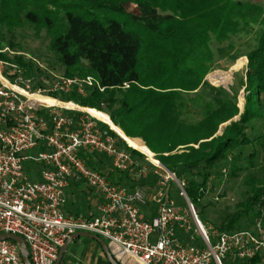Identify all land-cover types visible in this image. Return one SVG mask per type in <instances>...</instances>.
Segmentation results:
<instances>
[{
    "label": "trees",
    "instance_id": "obj_1",
    "mask_svg": "<svg viewBox=\"0 0 264 264\" xmlns=\"http://www.w3.org/2000/svg\"><path fill=\"white\" fill-rule=\"evenodd\" d=\"M206 1L0 0V62L16 66L28 78L44 76L45 71L32 58L26 57L16 40L17 32H21L26 25L42 30L47 37V50L57 58L64 78L91 77L104 89L102 93L94 90L86 98H80L75 93L63 95L60 97L63 102H72L73 106L107 115L112 126L120 129L127 142L102 125L104 130L116 138L120 149L132 158L143 161L141 155L127 146L128 142H137L158 155V162L183 183L186 197L194 209L206 198L210 183L214 186L213 182L222 176L224 170L226 174L223 175L229 181L240 179L242 192L237 211L220 220L214 229L220 233L247 231L251 230L248 225H253L256 218H261L264 225V153H260L264 146V120L258 117L254 105L264 93V34L256 42V54L249 56L254 69L248 73L247 81L250 94L256 96L248 99L239 121L224 128L219 137H215L219 126L235 117L237 109L235 105H230L222 92L203 82L213 64L205 38L202 42L205 56L188 73L187 82L175 81L172 74L167 75L166 67H160L167 61L164 53L166 46L182 37L178 26L182 21L187 23L184 22L186 8L193 4L201 6ZM209 1V5H227L238 11L250 10L256 15L260 11L248 3ZM55 11L61 12L60 19ZM117 17H124L133 26L152 35L154 45H147L154 52L162 50L163 60L152 59V68L154 66L160 81L148 79L147 72L143 70V55L148 46L138 33L127 29ZM230 19L228 16V22L236 27V22ZM261 23L264 28V21ZM204 32L209 33L210 30ZM171 69L176 70L175 64L171 65ZM8 70L4 75L12 80ZM179 93L196 97L206 95L209 98L210 103L200 122L179 119V111L183 109ZM132 139H139L144 144ZM254 142L257 146H253ZM245 147H252L251 153L242 154L241 150ZM173 152L177 154L171 155ZM83 160L89 168L102 173L113 184L123 187L125 182H132L128 191L141 185L128 174H109L111 167L107 169L109 159L105 156L90 154ZM28 168L39 171L37 167ZM71 186L78 191L82 183L72 182ZM249 214H252V219L244 229L240 228V222ZM75 216L79 215L75 213ZM196 216L200 222H205L202 211L200 216ZM261 259L257 257L225 264H257Z\"/></svg>",
    "mask_w": 264,
    "mask_h": 264
},
{
    "label": "built area",
    "instance_id": "obj_2",
    "mask_svg": "<svg viewBox=\"0 0 264 264\" xmlns=\"http://www.w3.org/2000/svg\"><path fill=\"white\" fill-rule=\"evenodd\" d=\"M7 69L12 80L4 75ZM94 90L104 91L91 77L66 79L51 74L28 78L16 66L0 62V234L22 238L30 264H54L62 246L76 233L101 238L121 264H224L264 258L261 218H256L247 231L206 229L188 201L183 183L153 156L150 159L140 154L143 161L136 160L120 149L116 138L98 127L100 124L112 131L103 122L33 98L71 104L60 97L75 93L86 98ZM90 154L109 159V174H128L140 181L151 174L154 186L128 191L113 184L86 165L83 157ZM145 163L151 165L149 169ZM72 182L93 191L98 200L96 215L64 214L66 192ZM171 184L186 203L182 211L171 200ZM150 204L156 208L155 215L141 219L140 210ZM189 220L201 241L199 247L177 237L190 230ZM0 264H23L15 243L0 242Z\"/></svg>",
    "mask_w": 264,
    "mask_h": 264
},
{
    "label": "rangeland",
    "instance_id": "obj_3",
    "mask_svg": "<svg viewBox=\"0 0 264 264\" xmlns=\"http://www.w3.org/2000/svg\"><path fill=\"white\" fill-rule=\"evenodd\" d=\"M223 1L248 3L258 8L260 11L258 15H256L253 12H250V10L238 11L230 8L227 5L217 6L212 4V6L209 5V0L203 3V5L201 6H196L194 4L189 5L186 8V18L184 21L187 23H182V21L178 26V30L182 33V37L173 41L172 45L169 44L166 46L164 53L166 56L165 59L167 61L164 64L160 65L161 68L166 67L165 71H167V75L172 74L176 79L175 81L182 83L187 82L188 80L186 79V76L188 75V73L193 71L197 64V61L201 60L205 56V51L202 46L203 38H205L206 45L208 46L207 48L210 50L213 64L210 68V71L204 77L203 82H205L210 88L222 92V94H224L223 97L228 98L227 100L230 105H235L237 109V115L228 122L219 126L215 137L221 136L224 128L229 127L232 123L238 122L246 104L248 103V99L251 96H256L250 94V85L249 81H247L248 73L251 72L252 69H254L249 61V56H254L256 54V42L264 34V28H262L261 25L262 20L264 21V0ZM48 10L54 11L52 8H49ZM55 14L57 15L58 19H60L61 12L55 11ZM226 14L229 15L226 16ZM251 14H254V16H252ZM228 16L231 18L230 20H232L234 23L236 22V27L232 26L231 23L228 22ZM117 18L124 23L127 29L138 33L145 42V46H148L147 49H145L143 55V70L147 72L148 79L153 78L157 81H160L158 80L159 74L153 69L154 66L152 68V59L154 58L153 60L155 61H157L158 59L163 60V57H161L162 50L159 52H154L151 50L152 48H150L149 45H154L152 35L145 33L139 27L133 26L124 17ZM205 30H210V32L205 33ZM46 38L47 37L42 30L35 29L34 27L28 25H26V27L22 29L21 32H17L16 34V40L21 46L22 50H24L26 57L32 58L35 64L45 71L43 72L44 77L47 78L51 74L57 77H63V71L61 70V68H59L56 62L57 58L55 59L53 54L49 53V51L47 50L48 42ZM173 64H175L176 67L175 71H172L171 69V65ZM224 78H226V80L221 84H218ZM180 94V101H182L181 106L183 107V109L179 111V119L181 121L190 123L200 122L204 117V113L206 112V106H208L210 103L209 98H207L206 95H204L203 97H196L192 94L185 95L183 93H179V95ZM71 104L75 105L74 103ZM254 105L255 110H257L256 114L259 118H262L264 120V93L260 95ZM77 107H79L80 109H84L80 106ZM226 112L231 113V111L229 110H226ZM98 127L104 129V127L100 124H98ZM113 129L115 130L116 128L113 127ZM118 129L117 133L122 136V134L119 132L120 129ZM128 143L131 144V142ZM253 146H257V143L254 142ZM129 148L135 150L132 147ZM196 148L197 147H195V149ZM261 148L262 150L260 151V153L262 152L263 154L264 146ZM136 151L147 152V150L142 146L139 149L136 148ZM251 151L252 147H245L243 150H241L242 154L244 155L251 153ZM136 153L139 154L138 152ZM174 154L177 153L173 152L171 155ZM237 154L238 151L235 152V155ZM151 156H153L154 161L158 162V155L151 153ZM135 159L137 160V158ZM145 165L148 169L151 166L148 163H145ZM110 167L111 166L108 160L107 169L110 170ZM134 181L139 183L141 182L140 186L144 188L153 187L155 183V177L154 182L151 184H149V180L147 179L143 181ZM131 183L125 182L123 188L127 189L131 185ZM240 183V179L229 181L223 174L219 179L213 182L214 186L210 183V185L208 186V193L206 195V198L200 201L198 208H193L195 214H197L198 216H200L201 211L203 212L205 222H199L202 223V225L206 229L209 227L214 228V226L217 225L220 220L237 211L238 205L241 202L240 193L242 192V189L240 187ZM84 187L81 189L82 193L84 194V204L78 203V205H83L84 208H87V198H91V201H96L97 198L93 196L92 190L90 191L89 189ZM169 195L176 208L180 209L181 211L185 209L186 203L178 195L175 184L170 185ZM202 207H204V209H201ZM89 209L91 210V208ZM85 211H87V213H85L86 215L90 212L88 210ZM72 217L76 216L73 215ZM251 219L252 214H249L240 222L239 227L244 229L245 226L248 225L247 222ZM248 226L249 229H252L253 227V225L250 224ZM188 227L190 230H185L184 234H179L177 236L178 239L190 246H201V241L193 232L195 228L191 220H189ZM239 227H237L236 229H240ZM240 231L242 232L243 230ZM190 238H195V241H191ZM91 249L95 253H92ZM98 253L102 257V261L106 264L105 258L103 257L98 246H96L94 243H91V241L89 240L79 239L75 243L70 244L67 252L68 257L65 259L64 264L77 263V261L75 260H71L70 262V255H73L77 258V260L81 259L84 262L88 260H86L88 255L91 256L92 254H94L95 256H98ZM114 255H116L115 252ZM116 257L119 256L116 255ZM257 264H264V258L261 259Z\"/></svg>",
    "mask_w": 264,
    "mask_h": 264
},
{
    "label": "crops",
    "instance_id": "obj_4",
    "mask_svg": "<svg viewBox=\"0 0 264 264\" xmlns=\"http://www.w3.org/2000/svg\"><path fill=\"white\" fill-rule=\"evenodd\" d=\"M79 108V107H77ZM107 125V124H106ZM109 126L112 130H113V126L111 124L107 125ZM116 133V132H115ZM117 134V133H116ZM119 137L120 135L117 134ZM123 137V136H122ZM121 138V137H120ZM125 138V137H124ZM122 139V138H121ZM129 139V138H127ZM132 140H138L140 141L139 139H132ZM124 141V140H123ZM141 142V141H140ZM142 143V142H141ZM139 160V159H138ZM147 180H149V184L153 183L154 182V177L150 174L147 178ZM146 182V181H145ZM148 182V181H147ZM79 185V184H78ZM85 185L82 184L81 186V189L84 187ZM84 188H87L86 186ZM81 189H78V192H76V188L74 186H70L68 187L67 189V192H66V197H67V202H66V205L64 206L63 208V211L65 213V215L67 216H73L76 214H78L79 216H83V217H91V216H94L96 215L97 213V202L98 200L96 201H91V198H87V205L86 207L87 208H84L83 205H78V203L80 204H84V194L82 193V191H80ZM89 189V188H87ZM90 190V189H89ZM91 191V190H90ZM92 193V192H91ZM93 196L96 197L93 193ZM97 198V197H96ZM91 208V210L89 209ZM85 210H88L90 211L87 215L85 213H87V211ZM85 211V212H84ZM155 212H156V208L155 206L153 205H147L145 208H142L140 210V215H141V219L143 220H148L150 219L151 217H153L155 215ZM77 241V240H76ZM76 241H74L73 243H75ZM91 252L92 253H95L92 251L91 249ZM99 254V253H98ZM68 255V254H67ZM68 256H66L67 258ZM97 257V258H95ZM88 259V260H87ZM69 260L71 262V260H75L77 261V263H74V264H105L103 261H102V257L100 256V254L98 256H95L94 254H92L91 256L88 255V257L86 258L87 261H82L81 259L77 260L76 257H74L73 255H70L69 256ZM71 264V263H70Z\"/></svg>",
    "mask_w": 264,
    "mask_h": 264
},
{
    "label": "water",
    "instance_id": "obj_5",
    "mask_svg": "<svg viewBox=\"0 0 264 264\" xmlns=\"http://www.w3.org/2000/svg\"><path fill=\"white\" fill-rule=\"evenodd\" d=\"M79 239H85L95 243L100 249L107 264H121L113 257L107 244L101 238L88 233H76L72 235L60 249L57 260L54 264H64L70 244ZM3 241H11L15 243L19 247L22 263L30 264L28 260L27 246L22 238L9 234H0V242Z\"/></svg>",
    "mask_w": 264,
    "mask_h": 264
},
{
    "label": "bare ground",
    "instance_id": "obj_6",
    "mask_svg": "<svg viewBox=\"0 0 264 264\" xmlns=\"http://www.w3.org/2000/svg\"><path fill=\"white\" fill-rule=\"evenodd\" d=\"M33 98H34V100H36L38 102H42V103H45V104H48V105H51V106H60V107H63V108H69V109H72V110H76V111H80V112L87 113L90 116L96 118L97 120L103 122L104 124H107V125L110 124L109 118L105 114H103L101 112H98L96 110H92V109H80V108H77V106H73L72 104L60 103V102L54 101L52 99L44 98V97H40V96H35ZM114 131L116 133L118 132L117 129H115ZM117 134H119V133H117ZM120 137L122 138V140H124L125 142H127V140L124 137H122L121 135H120ZM128 146L134 148L135 149L134 151H136V148L137 149L141 148V145L138 144L137 142H131V144L128 143ZM136 152H138L139 154H141L143 156H146L147 158H150L151 159V153L148 151V149H147V152H140V151H136Z\"/></svg>",
    "mask_w": 264,
    "mask_h": 264
}]
</instances>
